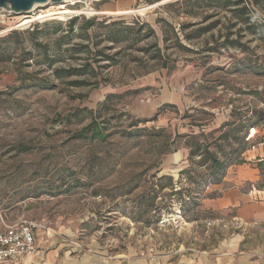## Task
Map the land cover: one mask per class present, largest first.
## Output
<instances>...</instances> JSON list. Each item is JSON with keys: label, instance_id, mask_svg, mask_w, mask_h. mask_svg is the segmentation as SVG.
I'll list each match as a JSON object with an SVG mask.
<instances>
[{"label": "rangeland", "instance_id": "rangeland-1", "mask_svg": "<svg viewBox=\"0 0 264 264\" xmlns=\"http://www.w3.org/2000/svg\"><path fill=\"white\" fill-rule=\"evenodd\" d=\"M88 1L96 9L112 11L150 4L147 0ZM213 4L214 0H169L131 14H78L14 29L25 15L52 5L17 14L0 8V32L10 28L0 33V227L23 220L43 222L41 248L56 247L62 254L93 261L264 264V221L243 222L237 207L225 204L236 165L227 170L221 184H211L202 193L196 207L198 220L186 217L188 206L184 210L180 200L165 204L162 195L157 221L147 227L134 219L153 180L155 170H145L154 160L151 143L144 138L121 140L120 134L108 147L74 139V133L90 122L89 110L97 109L110 93L136 91L104 112L115 114L113 124L121 121L125 128L131 118L149 120L139 126L164 127L172 134L209 133L226 121L252 115L254 108L264 110V39L234 25L231 13ZM66 5L82 9L87 4ZM90 18H95V24L88 33L98 39L112 31H130L127 41L100 44L101 48L112 46L106 53L118 54L114 61L100 62L107 65L103 75L110 81L98 88L73 86L53 73L55 68L83 62L87 40L82 27ZM160 18L175 27L188 49H166ZM138 21L149 23L156 36L145 38L147 28L137 35ZM228 36L241 45L225 46ZM154 43L175 60L169 69L150 59L155 52L145 48ZM41 82L55 86L43 89ZM25 84L31 86L20 90ZM185 113L189 118L182 119ZM193 120L203 126H191ZM253 130L257 137L249 149L264 141V121ZM185 141L180 138L179 150L163 157L159 166L158 176H171L175 190L192 182L189 174H181L190 166ZM251 187L244 183L232 191L246 192Z\"/></svg>", "mask_w": 264, "mask_h": 264}, {"label": "trees", "instance_id": "trees-1", "mask_svg": "<svg viewBox=\"0 0 264 264\" xmlns=\"http://www.w3.org/2000/svg\"><path fill=\"white\" fill-rule=\"evenodd\" d=\"M147 1L150 4H154L158 3L160 0ZM213 5L219 8L220 11H229L231 17L235 20L233 23L234 25L240 24L242 30H245L252 36L264 39V0H214ZM77 19L76 17L71 20V28ZM119 22H121V20ZM138 23L137 35H139L142 29L147 28L145 38L148 39L156 36L155 29L149 23L142 21H138ZM158 23H162L166 49L176 46L182 49H188L182 43L178 31H176L171 23L163 18L158 19ZM94 24L95 18H90L85 21L82 27V30H85V38L87 40V43L83 44V47H85L87 51L86 56L83 58V62L77 66L55 68L53 73L57 79H69L68 83L70 85H92L93 88H98L101 84H106L110 81L106 75H103V68L107 65L104 66L100 62L102 60L114 61L118 53L108 54L106 50L111 49L112 46L101 48L100 44L106 40L113 44L127 41L129 30L134 29V27L129 26L127 28L129 29V32H127L128 34H124V32L121 33L120 31H112V34L105 38L98 39L97 35L91 36L88 33V31L93 28ZM210 29H212V27L202 28L198 35ZM187 37L190 39L189 36ZM172 39V45H170L169 41ZM141 40L140 38L138 39V41ZM224 45L240 46L241 44L234 40H230L228 36V40ZM73 49L76 48L74 47ZM145 49L147 51L153 49L155 53L152 54L150 59L158 62L160 66L165 69H169L172 62L175 61L171 58L170 54H162V49L159 47L158 43L151 44ZM136 60H138V58H136ZM32 83L31 85H36L34 81ZM25 85L20 86V90L31 86L28 84ZM39 86L43 89H47L55 85L41 82ZM135 92L136 91L108 94L105 99L98 104L97 109L89 110L91 113L90 122L74 133V139L90 140L94 144L106 147L115 143L112 139L118 134H120L121 140L146 139L151 143L150 152L154 160L145 170L148 169L149 171L154 169L155 171L151 173L153 180L149 182V188L146 192L147 197L144 195L142 196V208L140 214L134 219V222H142L143 225L147 227L156 223V213L160 211L159 205L161 203L158 198L160 196L162 197V195L164 196L162 202L166 200L164 202L165 204L172 203L175 199L176 201L180 200L184 210H187L185 206H188L189 214L186 217L190 220H198L200 215L196 207L201 204L202 193L206 191L207 187L211 184H221L227 170L232 165L248 163L245 153L251 146L250 141L252 138L257 137L256 133L253 137L248 139V130L251 128H259V125L264 121V110L263 108H254L251 110L252 115L247 116L246 114L241 116L238 121H226L217 130L209 133L202 131L198 134H180L176 131L172 134L164 127H140V123H147L149 120L134 118H131L132 121L125 128H122L123 124L121 121L117 122V124H113L112 121L116 119L115 114L109 116L104 115V112L113 110L114 108L112 107L116 100L123 98L127 93ZM181 118H189V115L185 113ZM190 125L202 127L203 123L193 120L190 122ZM180 138H186L185 144L189 148L188 160L190 162V166L186 170L181 171V174H189L188 177L192 182L182 184L184 185L182 188L175 190L176 187L174 186V182H172V177L168 175L158 176V173L160 172L159 166L162 158L179 150L178 141ZM115 164L116 161L114 165ZM257 167L262 175V183L260 186L264 187V158H258ZM140 176V172L134 173L135 178L138 179ZM166 189H169V191L164 193ZM192 204L193 206L191 207Z\"/></svg>", "mask_w": 264, "mask_h": 264}, {"label": "crops", "instance_id": "crops-1", "mask_svg": "<svg viewBox=\"0 0 264 264\" xmlns=\"http://www.w3.org/2000/svg\"><path fill=\"white\" fill-rule=\"evenodd\" d=\"M248 163L234 165L236 175L232 177L234 182L232 188L238 189L244 183H250L251 189L246 192L231 191L226 196V206L237 207L238 219L245 222L250 220L264 221V187H261L262 175L257 167L258 158H264V141L254 146L245 153ZM234 167H230V169ZM229 183V182H224ZM45 229L38 230L36 235L37 246L41 249L35 258L27 257L18 264H120L118 260H96L93 261L85 256H75L61 253L59 248L44 249L42 240ZM12 264V263H10Z\"/></svg>", "mask_w": 264, "mask_h": 264}, {"label": "built area", "instance_id": "built-area-1", "mask_svg": "<svg viewBox=\"0 0 264 264\" xmlns=\"http://www.w3.org/2000/svg\"><path fill=\"white\" fill-rule=\"evenodd\" d=\"M42 229L46 226L38 221L3 223L0 227V264H18L24 258H36L40 254L36 235Z\"/></svg>", "mask_w": 264, "mask_h": 264}, {"label": "bare ground", "instance_id": "bare-ground-1", "mask_svg": "<svg viewBox=\"0 0 264 264\" xmlns=\"http://www.w3.org/2000/svg\"><path fill=\"white\" fill-rule=\"evenodd\" d=\"M169 0H162L158 3L155 4H146L141 6L139 9H130V10H99L96 9L92 6H90L88 3V0H62L61 2H53L52 0H47L46 3H38L36 4L32 9V13L34 10H36L40 6H47L51 4L52 6L47 9V10H42L39 13L33 14V15H25L19 23H17L15 26H13L11 29L14 28H20L23 26H27L32 24L33 22L36 21H46V20H51V19H58V20H66L74 15L78 14H89V15H125V14H131L135 13L138 11H143L144 9H150V8H155L158 5L165 3ZM66 2H71V4H76L77 2L87 4L85 8L82 9H73L67 7ZM5 9V8H4ZM6 10V9H5ZM7 11V10H6ZM8 13H11L12 11H7ZM10 29V28H9ZM7 29V30H9ZM7 30H4L0 33H3ZM256 134V131L253 130L251 137H253Z\"/></svg>", "mask_w": 264, "mask_h": 264}, {"label": "water", "instance_id": "water-1", "mask_svg": "<svg viewBox=\"0 0 264 264\" xmlns=\"http://www.w3.org/2000/svg\"><path fill=\"white\" fill-rule=\"evenodd\" d=\"M46 1L47 0H0V8H5L7 11H12L17 14L20 12H30L36 4L46 3ZM52 1L61 2L62 0Z\"/></svg>", "mask_w": 264, "mask_h": 264}]
</instances>
